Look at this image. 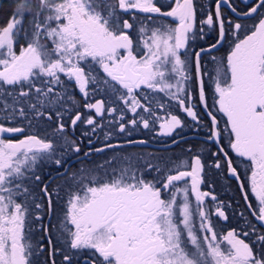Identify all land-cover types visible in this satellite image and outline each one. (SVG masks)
<instances>
[{"label": "snow or ice", "instance_id": "1", "mask_svg": "<svg viewBox=\"0 0 264 264\" xmlns=\"http://www.w3.org/2000/svg\"><path fill=\"white\" fill-rule=\"evenodd\" d=\"M224 5L236 13L230 0H215V12L199 20L200 25L217 28L218 34L214 43L191 53L195 58L198 98L207 108L203 77L208 73L202 72V56L229 44L226 57H212L213 104L226 117L223 131L228 134V147L241 158L245 176L250 171L248 190L258 202L253 215L264 222V0H253L248 11L237 13L252 18L251 25L227 20L221 12ZM12 7L6 25L0 26V119L15 121L21 117L31 124L29 113L43 117L49 111L62 121L64 112L53 107H64L65 92L54 91L56 85L65 89L59 75L62 73L75 81L84 97L83 108L94 110L97 116L104 114L105 102H88L89 85L95 86L93 91H104L123 101L134 115H138V109L155 115L138 99V90L163 92L177 101L187 117L198 120L189 86L193 73L188 49L190 41L205 39V32L203 27L197 31L194 0H165L159 5L156 0H13ZM165 7L169 10L163 11ZM125 15L139 25L136 31L143 52L139 45L134 47L128 30L135 25ZM26 18L28 28L24 27ZM21 33L27 43L20 46L17 54L15 45ZM97 65L104 76L99 75ZM107 111L112 114L116 109ZM207 114L211 118L208 140L218 147L213 153L217 157L214 167L221 169L219 156L223 154L227 171L240 181L237 167L220 145L219 121L213 112ZM47 119L51 120L52 115L48 114ZM122 120L123 110L116 121L120 133L126 131L125 123L119 122ZM70 121L72 126L78 122L93 125V131L97 126L93 116L79 111ZM128 123L133 127L142 123L143 128H149V120L142 115ZM180 127L181 119L171 115L160 124V135L171 136ZM64 129V123H58L56 131L62 133ZM24 131L23 127L0 123V264H34L33 257L45 250L44 244L33 243L35 225L42 219L33 213V208L39 210L43 205L35 203L23 179L42 154L52 158L53 143L36 135L16 141L2 138L3 134ZM64 139L75 145L66 136ZM116 147L105 145L109 149ZM73 150L80 152L79 146ZM112 159L120 160L118 168L109 171L98 165L71 177L63 218L41 225L40 239L46 238L50 258L63 252L64 264H71L72 250H89V264H264V235L257 237L262 242L261 251L254 253L236 230L226 234L214 230L203 205L205 197L211 195L213 201L217 198L200 190L204 164L199 155L193 156L190 163L171 158L164 165L149 163V174L159 173L151 179L134 166L130 156ZM54 163L62 166L63 161L55 159ZM34 178L41 180L38 175ZM179 182H183L182 187ZM239 187L242 191L245 188L243 183ZM42 191L48 196L51 215L48 186L44 185ZM190 193L195 197V208L190 203ZM17 197L23 199L18 202ZM244 199L248 200L247 192ZM216 214L227 219L219 206ZM194 218L199 220L198 227ZM242 235L247 237L249 233ZM50 264L57 262L53 258Z\"/></svg>", "mask_w": 264, "mask_h": 264}, {"label": "flooded vegetation", "instance_id": "2", "mask_svg": "<svg viewBox=\"0 0 264 264\" xmlns=\"http://www.w3.org/2000/svg\"><path fill=\"white\" fill-rule=\"evenodd\" d=\"M252 2L253 0H230L232 6L235 7L237 10L236 13H243L248 11V7L252 4ZM194 4L196 6L195 2ZM204 5L206 7L205 9L207 8L212 9L215 12V0H205ZM221 12L227 20H231L233 22H240L246 25H251L254 23V20L252 18L238 16L236 13H233L231 11V8H229L227 5L222 6ZM199 20H197L198 21L197 31L199 30L200 27H203L205 32V39L203 40L197 39L195 43L190 41V46L188 49L189 55L193 58L194 61V75H193L194 77H195V58L194 56L191 55V53L195 51H199L201 47H207L208 45L214 43L218 34L217 28H209L207 25H200ZM229 38L231 39V37ZM198 42L203 43V45L196 47V44ZM229 51H230V46L229 44L225 43L222 47H218L217 49L212 50L210 53L204 54L202 56L201 59L202 72L208 73V75H205L203 77L207 108H205V106L199 102L198 82L195 80L194 77L193 80L189 81L190 91L193 93V96L195 97L194 99V103L196 105L195 110L197 111L198 114L197 121H193L191 117H187V114L178 107L177 101L172 99L171 100L172 102L170 103L169 99L166 98L167 95L165 93L154 91L151 89H149L150 96L146 102V107L150 108L151 111L155 113V115L153 116L150 113H146V116H144V118L149 120V128L147 129L149 133L148 134L149 146H154L158 148H169V149L173 148V146L174 148L176 147L177 159L174 160L186 159L190 163L191 158L193 156L199 155L201 157L202 163L204 164V170L202 173L203 183L200 185V190L210 192L212 195H215L217 198L216 201H213L211 199V195L205 197L204 205H203L205 210L209 213L214 230L218 234H226L229 230H236L237 233L241 234L240 238H243L245 239L246 242L250 243V245L253 247L254 253H258L259 251H261L260 246L262 242L258 241L257 237L259 235H264V223L256 219V216L253 215V212L256 210V203L254 201V197L250 194L248 190L247 179L249 178L250 171L248 172L247 176H245V169L243 165L239 163V160L241 158L237 157L235 153H233L231 149L228 147V134L223 131L226 126L225 124L226 117H224L222 113H219L216 110L218 108V105L214 106L213 104L214 84L212 83V77H214L215 75L214 72L215 63L213 62L212 57H217V58L226 57ZM104 95L105 98L103 97L98 98V100H103L105 102L104 114L102 116H97L95 114V111L91 110L92 112L91 116L94 117L95 121L97 122L96 124H99L100 127L111 124H115L118 127V123H116V121L121 115V110H119L118 106L112 104V101L115 98H112L111 95H106L105 92ZM109 108H115L116 112L109 114L107 111V109ZM209 111L213 112V114L216 115L217 120L219 121L218 128L222 132L220 145L223 146L226 151H228L229 154L228 158H231L233 160V166L237 167V171L241 175L240 181H237L227 171L226 164L224 163L226 158L223 156V154H220L219 156L221 169H216L214 167V163L217 157H215L213 153H216L218 151V147L214 141L208 140L209 128L211 127V118L207 114ZM123 115H124V119L125 118L139 119V116L134 114L125 115L123 113ZM171 115H177L178 118L181 119L182 127L177 128L171 136L160 135V124L170 119ZM157 117H159V119H157ZM113 118H116V120L115 122L112 123V121L110 120H112ZM85 125L87 124L83 123V126ZM74 127L75 126L71 125V121L68 124H65V128L70 129V131L68 129L66 130L70 136L74 134L72 132V129ZM126 129H128L127 126ZM113 132L120 133L118 128H116ZM27 135H35V134H30L25 132L16 133V134H3L2 138L12 139L13 141H16L19 139H23ZM137 140L138 139H136L135 141ZM127 141L121 142L116 140L115 142H110V143L114 145H118V147H120L123 144L131 145L127 143ZM198 141L204 142L206 146L201 148L194 146L195 144L199 143ZM106 144H101L96 148H88L85 151L83 150L82 153H78V154H76V152L73 150L74 146L71 145V148H67V153L64 155L65 158L61 159L63 161L62 166H57L54 163L53 168L49 169V167H45L41 169L40 172L37 174L38 176L41 177V180L37 181L36 187H30L29 191L32 190L31 193H33L35 203H41L43 207L42 209L39 210L36 209L33 210L34 214L38 213L42 217L41 221L37 222L35 225L33 243L38 242L44 244L45 250L42 254L33 257L34 264H50V260L53 258L56 260L57 264H64L63 252L56 253L54 257L51 258L49 257L46 238L44 240L40 239L42 235L41 225H50L52 223H55L57 219L63 218V214L66 209L69 188L72 186V179H71V177L73 176L72 164L74 162L81 159L90 158V155L95 151V149L104 148L105 149L104 151L98 152L103 154L104 166L115 165L116 161L106 160L105 155L110 152L116 151L118 149L117 147L112 149L105 148ZM132 144H137V143H132ZM85 145L86 146L88 145L87 141L85 142ZM86 152L89 153V155L85 156L84 154ZM55 159L57 158H54V161ZM106 161H110V163H105ZM144 174L148 176L149 179H151L150 176L152 174H149L147 172ZM64 178H66V180H64ZM241 183H243L245 186L243 191L239 187ZM23 185L25 186L24 179H23ZM44 185L48 186V192L51 194V198H52L51 215L49 214V210H48V196L45 195L44 192L42 191ZM179 185L182 187L183 182H179ZM215 185L218 188H221L222 190L224 189L225 192L219 194V192L216 191L215 193L213 191ZM234 187H237L241 192V196H242L241 199L244 203V205L242 206L237 200L236 206L239 205L241 208L244 209L243 216L245 215L249 219H250L249 216L250 215L252 216V222L248 220L249 222L246 223V226L244 224H242V227L234 226V224L238 223V222H234L232 217L233 205H234L233 200L235 201L234 196L232 194V190ZM245 192H247L248 194L247 201L244 199ZM228 196H232V198H229ZM22 199L23 197H17L18 202L21 201ZM179 199L180 198H178V200ZM189 200L192 207L195 208L196 202L194 195L190 194ZM249 203L252 204L251 208L248 207ZM228 205H231L232 207ZM217 206H219L221 210L224 211L227 219L219 217L216 214ZM196 223H199L198 219ZM249 226L252 227L249 228ZM69 227H71V225H69ZM245 231L249 233L247 237L242 235V233ZM201 235L203 234L201 233ZM71 254L73 256L71 264H89V260H90L89 250H72Z\"/></svg>", "mask_w": 264, "mask_h": 264}, {"label": "trees", "instance_id": "3", "mask_svg": "<svg viewBox=\"0 0 264 264\" xmlns=\"http://www.w3.org/2000/svg\"><path fill=\"white\" fill-rule=\"evenodd\" d=\"M196 3L197 8V20L203 19L209 12L214 13L212 9H205V0H194ZM13 0H0V26H4L10 15L13 12ZM202 9V11H201ZM163 11L167 10V7L162 9ZM151 15V14H146ZM142 13H137V16H146ZM155 16V15H153ZM126 19H129L130 23H134L135 27L133 30H128L131 38L134 41V47L139 45V47L142 44V40H140L138 36V32L136 31V28H138V23L132 20V17L130 15H125ZM165 19V18H160ZM151 25V21L148 22ZM24 27L28 28V19L26 18L24 21ZM23 33L20 34L18 37V43L15 45V49L18 50V45H24L26 46L27 41L23 38ZM203 45V43L198 42L196 44V47ZM142 52V49H140ZM191 63H192V73L194 75V61L193 58L190 56ZM97 70L99 71L100 76H104L105 74L102 72V70H99V66H95ZM95 74V73H94ZM61 76V79L65 81V89H61L59 85L54 86V91H64L65 92V99L62 101V104L64 105L63 108H61L59 105L53 106L57 110H60L64 112L63 120H59V118L56 117L55 112L46 111V115L43 117H35L32 113H29V118L31 119V124H29V120L21 117H17L15 121H5L0 119V123L5 124L6 126H17V127H23L25 129V133L35 134L39 136L42 139H45L51 143H53V152H52V158L48 159L47 154H42L40 158H38L36 164L34 165L33 169L31 171L25 172L24 182L25 186L29 189L30 187H36L37 181L35 180V176L40 172L41 169L45 167H49V169L54 167V158L62 159L65 158V154L67 153V148H71L72 144L66 143L64 137L66 136L69 141H74L75 146L79 145L80 152L88 149V148H96L97 146L101 144H106L110 142L121 141L125 142L127 140L137 141L143 140L147 143H137V144H123L120 147H117L118 150L110 152L105 155L106 160H114L115 165L111 166H104V158L102 153H98L94 151L90 158L81 159L72 164V174L79 176L82 171H88L95 169L98 165H103L105 169H108L111 171L112 168H118L120 166V160L112 159L116 156H130L134 163V166L138 169H140L143 173H149L150 170H148L147 165L149 163L153 165H164L166 164V161L171 158L172 160L177 159V148L173 146V148H158L154 146H149V136L147 129L143 128L142 123H138L135 127H133L131 124H127L129 120L133 118H125L123 123H126L127 128L124 133H116L113 132L117 127L115 124L106 125V126H99V124H96L95 131H93V125H85L83 126V123L78 122L77 125L72 129L73 135H69L67 133V129L70 131L69 128H65L64 132H58L56 131L58 123L62 122L65 124H68L70 122V117L74 116V114L79 111L82 114L85 115H92L91 110L83 108L84 103V97L80 93L78 86L75 85V81H69L64 74H59ZM194 77V76H193ZM195 78V77H194ZM95 86L89 85L88 90L90 92V96L88 98V102H93L95 100H98L99 97L105 98L104 91H93V88ZM138 99H140L141 103L146 107V102L150 96V91L147 88H142L138 90ZM67 96H72L73 100H68ZM146 97V98H145ZM112 98H115L112 101V104L119 107V110H123V113L125 115H131V113L126 106L124 105L123 101L118 100L115 96H112ZM167 99H169L170 103L172 102L171 98L167 95ZM75 101V102H74ZM138 115H142L143 117L146 116L147 112H144L143 109L137 110ZM51 114L52 119H47V115ZM96 118V117H95ZM146 119V118H145ZM97 123V122H96ZM86 124V123H84ZM115 125V126H114ZM116 133V134H115ZM130 133V135H129ZM106 134H110L108 138L106 139ZM80 138V139H79ZM88 142V145H85V142ZM91 141V143H89ZM198 144H195L194 146L197 147H205L206 144L202 141H198ZM78 154V153H76ZM69 163V162H68ZM101 174H103V170H100ZM151 176L153 175H159V173H156L154 171H151ZM73 177V176H72ZM66 180V178H64ZM66 183V182H64ZM63 183V184H64ZM213 189V187H212ZM231 189V188H230ZM232 190V189H231ZM213 191L216 193V191L221 194L222 192H225V190L218 188L216 185L214 186ZM32 192V190L30 191ZM232 194L234 196L235 201L233 200V221L238 222L237 224H234L235 227L240 226L242 227V224L246 226L247 222H252V216L250 215V219L243 216L244 209L241 208L239 205L236 206V201L238 200L240 205H244L242 199H241V192L237 187H234L232 190ZM33 195V193H32ZM229 198H232V196H228ZM231 206V205H228ZM232 207V206H231ZM33 210H35L33 208ZM249 213V212H248ZM247 213V214H248ZM249 220V221H248ZM252 226H249L251 228Z\"/></svg>", "mask_w": 264, "mask_h": 264}, {"label": "rangeland", "instance_id": "4", "mask_svg": "<svg viewBox=\"0 0 264 264\" xmlns=\"http://www.w3.org/2000/svg\"><path fill=\"white\" fill-rule=\"evenodd\" d=\"M156 2L158 3V5L159 4H161V3H164L165 2V0H156ZM169 10V9H168ZM146 15V14H145ZM151 15H156V14H151ZM6 25V24H5ZM19 48H20V46L18 45V50H16V52H17V54L19 53ZM140 49H142V52L144 51V49H143V45L141 44V46L139 47ZM115 120H116V118H113L112 120H110V121H112V123L113 122H115ZM120 123H123V121H120ZM127 124H129V123H127ZM126 123H125V125H127ZM249 177H250V175H249ZM248 180V189H249V178L247 179ZM250 192V191H249ZM191 194V193H190ZM250 194L254 197V195L250 192ZM190 196V195H189ZM178 198H180L179 200H181L182 199V193L181 194H178V196H177V199ZM178 200V201H179ZM254 201H255V203H256V206H257V201L254 199ZM195 220H196V222H197V219L198 218H194ZM264 223V222H263ZM198 224V223H197Z\"/></svg>", "mask_w": 264, "mask_h": 264}, {"label": "water", "instance_id": "5", "mask_svg": "<svg viewBox=\"0 0 264 264\" xmlns=\"http://www.w3.org/2000/svg\"><path fill=\"white\" fill-rule=\"evenodd\" d=\"M237 14V13H236ZM238 16H240V15H238ZM97 100H95V101H93V103H95ZM145 143H147V142H145Z\"/></svg>", "mask_w": 264, "mask_h": 264}, {"label": "bare ground", "instance_id": "6", "mask_svg": "<svg viewBox=\"0 0 264 264\" xmlns=\"http://www.w3.org/2000/svg\"><path fill=\"white\" fill-rule=\"evenodd\" d=\"M139 144V143H138ZM156 144V143H155Z\"/></svg>", "mask_w": 264, "mask_h": 264}]
</instances>
